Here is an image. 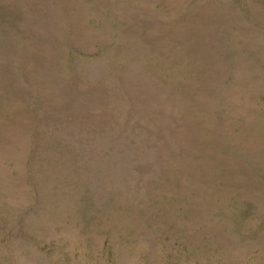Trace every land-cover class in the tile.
<instances>
[{
  "label": "rangeland",
  "instance_id": "1",
  "mask_svg": "<svg viewBox=\"0 0 264 264\" xmlns=\"http://www.w3.org/2000/svg\"><path fill=\"white\" fill-rule=\"evenodd\" d=\"M0 264H264V0H0Z\"/></svg>",
  "mask_w": 264,
  "mask_h": 264
}]
</instances>
